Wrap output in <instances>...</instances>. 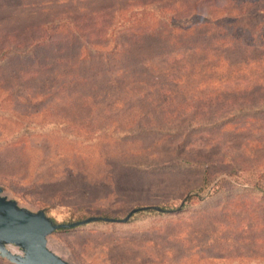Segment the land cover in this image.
Here are the masks:
<instances>
[{
  "label": "rangeland",
  "instance_id": "rangeland-1",
  "mask_svg": "<svg viewBox=\"0 0 264 264\" xmlns=\"http://www.w3.org/2000/svg\"><path fill=\"white\" fill-rule=\"evenodd\" d=\"M250 1L233 14L244 42L228 65L182 61L168 37H123L109 69L98 55L111 46L83 63L55 33L61 19L89 33L122 6L167 0H0L4 195L67 224L166 209L59 229L52 251L71 264H264V0ZM144 61L160 83L130 82L149 79Z\"/></svg>",
  "mask_w": 264,
  "mask_h": 264
},
{
  "label": "trees",
  "instance_id": "trees-1",
  "mask_svg": "<svg viewBox=\"0 0 264 264\" xmlns=\"http://www.w3.org/2000/svg\"><path fill=\"white\" fill-rule=\"evenodd\" d=\"M55 1L59 2L60 0ZM64 1L67 2L69 0ZM170 1L175 3L169 4ZM194 1V4L186 3L182 5L179 4L180 0H167V3L165 4L147 3L136 7L125 5L120 7L117 11H113V13L117 12V19L113 15L109 25L106 23L101 29L99 28L97 21L94 23V26H91L89 33H84L83 28L85 27L76 26L73 22L68 24L70 26L65 25L69 23V19H61L55 33L56 35L73 39L79 44H76L80 50L78 59L83 61V63L93 61L92 59L95 58L92 55L93 49L101 48L100 50H105L104 48L111 46L110 49H107V53L98 55V57H101V61L104 62L105 66L109 69L111 67V62L115 61L113 59L117 58V55L121 53L123 55L126 50L127 52L129 51L127 42H122L123 37H135L138 41H154L162 39L163 37H168L169 39L167 42L169 44L174 43L175 47L181 48L178 53L180 52L184 55L182 61H184L185 58L191 59L192 57L198 56L200 58L197 64H202V68L216 69L220 68L221 65H228L229 59L227 57V52L232 51L237 47H241L239 45L244 42L239 37L230 36L232 35V32L242 30L240 27L236 26V24L242 19L241 15L237 13L238 16L236 17L233 14L238 12L237 6L241 5L240 2H242L244 5L243 8H245L251 1L206 0L203 3L199 2L200 0ZM218 1L220 2L217 4ZM260 1L262 0H258L257 2ZM228 2H232V4ZM237 3L238 5L233 7L234 4ZM84 6L85 5L82 4V7L80 8H84ZM89 13L93 16L97 12L89 11ZM89 13H86V15ZM263 14L264 8H259L255 11V15L258 17ZM90 21V23H93V17ZM63 22L64 26H62ZM226 23L229 27L225 26ZM249 34L253 35L252 32H249ZM100 35L103 37L101 41H98ZM120 41L122 43H120ZM121 60H124V58L122 57ZM144 63L143 67H147L145 69L149 73V79H135L130 82L133 84L138 83L140 85L149 84L150 82H153L154 84L160 83L161 80H163L161 74L158 72H151L155 71V68L157 69V67L149 68V61H144ZM230 67H232V65H230ZM233 67L236 68V65H233ZM123 68L124 74H126L128 70H126L125 67H120L118 70L122 72ZM108 82L111 85H115L117 83H122L123 81L117 79L116 83H114L115 81L112 82L111 79H109ZM93 89H96V87H93ZM108 94L109 91H106L105 89H100L99 92L95 93L96 98L102 96L107 97ZM86 98H93V95H86ZM156 210L157 209L149 207L137 208V211L133 213V215L144 211L155 212ZM159 210L165 211L166 209L160 208ZM100 218L102 219L93 222H99L102 220L106 221L103 217Z\"/></svg>",
  "mask_w": 264,
  "mask_h": 264
},
{
  "label": "water",
  "instance_id": "water-1",
  "mask_svg": "<svg viewBox=\"0 0 264 264\" xmlns=\"http://www.w3.org/2000/svg\"><path fill=\"white\" fill-rule=\"evenodd\" d=\"M136 211L132 210L122 220L104 219L127 222ZM100 219L90 217L68 224L57 223L44 210L33 212L21 207L4 195L0 186V257L12 264H71L49 248L48 236L59 229L75 228Z\"/></svg>",
  "mask_w": 264,
  "mask_h": 264
},
{
  "label": "bare ground",
  "instance_id": "bare-ground-1",
  "mask_svg": "<svg viewBox=\"0 0 264 264\" xmlns=\"http://www.w3.org/2000/svg\"><path fill=\"white\" fill-rule=\"evenodd\" d=\"M16 249H14V251H15Z\"/></svg>",
  "mask_w": 264,
  "mask_h": 264
}]
</instances>
